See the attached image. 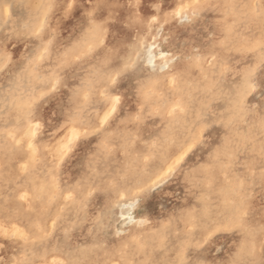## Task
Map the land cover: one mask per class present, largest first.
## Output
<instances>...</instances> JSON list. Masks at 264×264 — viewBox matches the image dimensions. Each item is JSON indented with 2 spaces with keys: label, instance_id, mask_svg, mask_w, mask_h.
Returning a JSON list of instances; mask_svg holds the SVG:
<instances>
[{
  "label": "snow or ice",
  "instance_id": "1",
  "mask_svg": "<svg viewBox=\"0 0 264 264\" xmlns=\"http://www.w3.org/2000/svg\"><path fill=\"white\" fill-rule=\"evenodd\" d=\"M5 7L6 5L0 4V8ZM48 7L51 8V5ZM184 7L183 4L179 5L177 11L172 14L182 15ZM223 7L228 11V15L222 17L224 39L221 44L228 42L227 47L232 48V41L240 34L241 29L247 28L249 38L239 41L236 51L241 52L242 56L250 54L252 61L246 62L245 67L238 72L240 87L230 96L231 107L222 124L223 135L215 143L209 160L202 166L199 174V178L209 187L218 174L223 175V183L228 186L230 193L225 201L226 211L223 213V219L210 222L205 218L203 211H187L184 217L185 228L183 235L179 236L178 244H169L167 233L163 234L159 241L152 243L146 241L142 235L129 234L111 248L119 257H129L118 259L115 264H264V103H261L257 111L246 102L247 98L257 91L264 101V0H229ZM73 8L77 9V15L84 13L82 19L86 28L81 27L82 35L73 46L70 57L68 54L58 55L56 67L60 71L49 76L46 90L41 89L39 94L30 90L31 83L40 79L37 64L43 61L45 54L48 53V48L43 46V50L28 61V66L32 70L28 72L27 85L22 84L20 78L10 80L9 88L5 91L0 104H3V111L10 118L23 121L28 130L26 139L22 142L11 132L8 133L14 145L19 146L23 143L27 146V153L21 156V159L27 158V163L21 166L27 170L38 158L32 141L43 127V123H48L47 118L41 114V108L46 103L45 97L53 99L58 89L67 88L65 95L68 96L69 103L62 106L66 107L67 111L61 110L60 113L63 124L57 125L60 138L54 145L53 167L63 163L69 154L75 155L74 149L78 142L87 141L89 136L96 135L101 144L94 157L89 159L92 172L86 189L95 188L99 184L102 186L101 190L108 193L109 200L112 194H115L116 203L104 204L100 213L91 222L89 239L84 240L83 245L70 243L65 239L62 246L50 248L46 244L50 236L46 224L36 228L28 223L23 226H18L19 222L0 223V237L10 241L11 245L23 253L20 259L0 258V264H38L35 257L41 250L44 255L40 257L39 264H49L48 255L53 257L51 264H107L106 261L95 260V253L107 252L109 245L113 243L109 236L113 223L119 224L116 217L117 214H121L120 209L122 207L135 209L139 206V200L135 196L129 197L132 200L130 204L127 201L123 205L120 203V200L124 199L122 192L127 190L129 175L134 170H143L141 168L143 166L150 172L149 180L156 176L146 188L137 185L144 193L143 198H147L165 177L177 171L188 153L203 148L211 138L208 130L214 122L206 119L199 121L191 130V135L177 138L179 134L177 125L185 119L186 107L172 98L178 84L176 76L171 73L170 83L165 80L163 84L143 85L137 89L139 98L136 102L141 104L142 108L135 116L129 115L125 118L128 124L139 128L145 114L148 117L157 115L161 117L166 127L172 129L167 142L174 145V148L163 164H149L155 153L153 141H145L146 146L141 147L132 135L126 133V128H121L115 120L109 123L114 116L117 120L120 119L116 114L118 111L120 113L124 111L126 92L120 90V84L139 71V68L135 67L136 61L133 56L139 57L141 53L137 51L124 58L117 44L109 48L104 44V39L109 29H113L114 34L123 31L120 26L124 24L125 13L128 15V23H131L134 16L137 22L145 24L146 29L153 25L158 28L160 21L166 22L168 15L163 12L161 0H127L124 3L121 0H83L81 4H76L75 0H72L65 6L66 15L71 14ZM141 13H144L143 17ZM47 15L45 12L44 19L31 30V34L39 40L45 38L42 33L47 28ZM117 43L123 46V40ZM139 47L137 42V49ZM143 55H146L148 63L155 67L152 49L145 46ZM159 55L170 56V62L176 60L171 53L162 52ZM92 61L95 63L90 70L86 64ZM5 69H8L5 75L12 72L7 62L0 66V71ZM67 80H78L79 84L69 87ZM95 106H99L102 119L93 122L87 117L89 109ZM250 112L251 117L248 115ZM242 152L246 157L243 164L245 172L243 178L234 177L233 183L228 176L232 175L233 166L238 162ZM120 154H123L121 166L112 169L111 164ZM154 168L158 170L153 171ZM257 186L262 194L259 220L252 214V197L249 195ZM81 198L83 201V197ZM19 199L28 202L29 197L24 193ZM67 199H73L71 192ZM136 214L143 216L144 209H140ZM52 226L55 228V221L52 222ZM226 231L234 233L236 237L229 256L225 258L210 256L214 237L217 233ZM116 235L120 233L117 231ZM3 248L4 244L0 243V249Z\"/></svg>",
  "mask_w": 264,
  "mask_h": 264
},
{
  "label": "rangeland",
  "instance_id": "2",
  "mask_svg": "<svg viewBox=\"0 0 264 264\" xmlns=\"http://www.w3.org/2000/svg\"><path fill=\"white\" fill-rule=\"evenodd\" d=\"M45 1L46 5L43 6L44 4L41 5L39 0H0V4L6 5L5 8H0V66L7 62L8 68L12 69L9 75H5L8 69L0 71V100L9 88L10 80L20 78L22 84L27 85L28 72L32 70L28 66V61L42 51L43 46L48 48V53L45 54V59L37 64L40 79L31 83L30 90L37 94L41 89L46 90L49 76L60 71L56 67L58 55L68 54L70 57L73 46L77 44L82 35L81 27L86 28L82 19L84 13L77 15L75 8L76 12L75 9H72L71 14L66 15L65 7L62 6H66L72 0H64V3L62 0ZM203 1L208 4L199 5L201 9H198V4ZM82 2L83 0H75L76 4ZM226 3H229V0H187L183 4L185 7L182 9V15H180V22L191 27L185 31L184 37L179 40L184 54L177 55L175 60L176 62L182 61L181 69L184 67L185 69L183 73L181 71L182 74H178L180 77L176 75L177 84L179 80H182L183 86L175 88L172 98L181 105L183 104L182 106H185L187 110L185 119L177 125L179 128L177 138L191 135V130L201 119L214 122L208 130L211 133V138L207 140L203 148L188 153L177 171L165 177L164 181L154 188L147 198H143L144 193L137 185L146 188L152 180L156 179V176H152L150 181L148 179L150 172L143 166H141L143 170H134L129 175L127 190L122 192L124 199L120 200V203L123 205L127 201L130 204L132 200L129 197L135 196L139 200V206L135 209L127 207L120 209L122 215L117 214L116 217L119 224L113 223L109 236V240L113 243L109 245L107 252H96L95 260L115 264L118 259H128L127 256L119 257L111 251V248L132 233L142 235L149 243L159 241L162 235L167 233L168 243L178 244L180 242L179 236L183 235L185 228L184 217L187 211H203L205 218L210 222L223 219V213L226 211L225 201L230 194L228 186L223 183V175L218 174L209 187L199 178V174L202 166H205L209 160L215 143L223 135L222 124L229 114L230 96L234 89L240 87L238 72L245 67L246 62H252L250 54L242 56L241 52L236 51L238 42L249 38L247 28L241 29L240 34L232 41V44L235 45L232 48L227 47L228 42H225L224 45L221 44L224 39L222 17L228 15V11L223 7ZM48 5H51V8ZM8 6L12 9V15L9 16ZM45 12L48 14L47 28L42 33L45 38L39 40L31 34V30L44 19ZM194 12L195 14H193ZM125 16L128 18L127 13ZM126 17H124V24L120 26L123 31L114 34L113 30L109 29L104 44L109 45V48H112L113 44H117L121 56L125 58L124 52L127 50L117 42L123 40L125 36L127 38L128 35L130 40L128 46L129 44L134 45L132 54L137 51L141 53L139 57L133 56L136 61L135 67L139 68V71L131 75L130 79L121 82L120 90L126 92L124 111L123 113L118 111L116 115L120 119L117 120L114 116L109 123L111 124L115 120V123L121 128H126V133L132 135L141 147L146 146L145 141H153L155 153L149 164H163L174 148V145L167 142L168 134L172 129L166 127L162 123L161 117L157 115L148 117L145 114L139 128L128 124L125 118L129 115L135 116L136 112L142 108V105L136 102L139 98L137 89L143 85L163 84L165 80L170 83L171 77L166 75L170 68L168 69L167 66L151 79L145 78L144 71L152 72L160 69L159 66L161 67L162 63L160 59V61L155 60L153 62L155 67H153L147 62V56L143 55L146 45L139 42L145 36V31L132 33V26L129 27L130 23L128 24ZM137 42L140 45L139 49H137ZM187 51L192 53L190 57ZM184 62L191 63L186 64ZM94 63L95 61L86 64V67L91 70ZM131 71L130 69V73ZM79 74L84 75V73ZM66 83L69 87H74L78 86L79 81L67 80ZM67 90V88L58 89L53 99L45 97L46 103L41 108V114L47 118L48 123L41 121L43 127L35 136V140L32 141L38 158L27 170L21 167L27 163V158L21 159V156H25L28 151L27 146L23 143L19 146L14 145L8 133L11 132L16 139L22 142L26 139L28 130L23 121L10 118L3 111V104H0V223L19 222L18 226L28 223L36 228L46 224L50 233L46 244L50 248L57 245L62 246L65 239H68L70 243L83 245V241L89 239V231L92 228L91 222L100 213L104 204L116 203L115 194L113 193L109 200L108 193L102 191V186L99 184L95 188L87 187L86 189L89 183V175L92 172L89 159L94 157L101 144L96 135L89 136L87 141L78 142L76 149H74L75 155L69 154L63 163L53 167L54 145L56 140L60 138L57 125L63 124L60 113L61 110L67 111V108H62V106L69 103V98L65 95ZM246 102L257 111L261 103H264L258 91L250 95ZM248 115L251 117L252 113L250 112ZM87 118L93 122L102 119L99 106L90 108ZM121 121L124 123L122 124ZM122 160L123 154L118 155L111 164V168H119ZM245 162L246 157L242 152L238 162L233 166L232 175L228 176V179L233 180V183L234 177L243 178L245 172L243 164ZM152 170L157 171L158 169ZM70 192L73 197L71 200L67 199ZM136 192L138 196H136ZM24 193H27L29 197L28 202L19 199V196ZM249 195L252 197V214L256 220H259L262 203L259 187L257 186L255 191L250 192ZM81 197H83V201ZM140 209H144L143 216L136 214ZM136 217H142L141 221L143 219L144 223L130 224L132 219ZM53 221L56 222L55 228L52 226ZM128 224L132 229L125 234L120 233V230ZM117 231L120 235H116ZM235 242L234 233L227 231L217 233L212 245L213 251L209 255L218 258L228 257ZM0 243L4 244V248L0 249V258L3 260L20 259L23 256V253L11 245L10 241H5L0 237ZM43 255L44 252L41 250L35 257L38 264ZM47 259L51 264L53 257L48 255Z\"/></svg>",
  "mask_w": 264,
  "mask_h": 264
},
{
  "label": "bare ground",
  "instance_id": "3",
  "mask_svg": "<svg viewBox=\"0 0 264 264\" xmlns=\"http://www.w3.org/2000/svg\"><path fill=\"white\" fill-rule=\"evenodd\" d=\"M63 3H64V0H62ZM187 0H161L162 4H163V12L165 13H168L167 17H166V22L165 21H160V25L159 27L157 28L155 25L151 26L150 28L146 29L145 28V24L143 22H137L135 19H132L131 21V25L129 24V27L132 26V33L134 31H137V33L141 32V31H145V36L142 38L140 42V44H145L146 46H148V48H151L152 49V55H153V62L155 60H161V67L159 66L160 69H157L155 71H149V70H146L144 71V75H145V78L146 79H151L153 76H155L159 71H161V69L163 68H166L168 66V69L170 68V71L166 73V75L168 74H173V75H180L181 71L183 73L184 69H181V66H182V61H175V62H170L171 60V57L168 56V55H164L163 57H161V55H159L160 53L162 52H167V53H171L172 56H181V54L183 55L184 53H182L184 50L182 49V45L179 43V40L182 39L184 37V33L186 30H188L191 26L190 25H187V24H182L180 22V18L181 16L180 15H173L172 13H175L177 11V8L179 5L181 4H184V2H186ZM39 2L41 3V5L45 6V0H39ZM122 3L126 2V0H121ZM10 3V2H9ZM69 3V2H68ZM204 4H208L206 3V1L204 2H201L198 4L197 8L199 9L200 6H203ZM220 4V3H219ZM200 5V6H199ZM205 5V6H206ZM170 6V7H169ZM204 6V7H205ZM9 7V6H8ZM62 7H65V6H62ZM61 7V8H62ZM216 8V7H215ZM64 9V8H63ZM75 9V8H73ZM201 9V8H200ZM8 16L9 15H12V9L11 7L8 8ZM62 11V10H61ZM199 11V10H198ZM75 12H76V9H75ZM185 12V11H184ZM64 13V12H63ZM77 13V12H76ZM54 14V13H53ZM62 14V13H61ZM126 14V13H125ZM195 14V12L193 13ZM142 17L144 15V13H141L140 14ZM126 17V16H125ZM134 18V17H133ZM125 19H128L127 17ZM128 21V20H127ZM217 21V20H216ZM215 21V22H216ZM220 21V20H219ZM72 22V21H71ZM218 22V21H217ZM130 28V29H131ZM207 28V27H206ZM222 29V28H221ZM73 30V29H72ZM113 30V29H112ZM129 30V29H128ZM129 33H130V30H129ZM135 33V32H134ZM111 35V34H110ZM141 35V34H140ZM143 35V34H142ZM220 35V34H219ZM195 36V35H194ZM149 37H151V39H149ZM125 38V39H124ZM106 40V39H105ZM129 37L127 35V38L126 36L123 37V48H125V58L128 54H132V49L134 48L133 46L134 45H131L129 44L128 46V43H129ZM197 44V43H196ZM214 45V44H213ZM224 45V44H223ZM109 46V45H107ZM154 46V47H153ZM235 46V45H233ZM122 48V49H123ZM215 50H217L215 48ZM220 51V50H218ZM186 53V52H185ZM200 53V52H199ZM216 53V52H215ZM187 54L188 56L190 57L192 55V53L188 52L187 51ZM185 56V55H184ZM183 56V57H184ZM188 57V58H189ZM237 58V57H236ZM134 59V58H133ZM147 59V57H146ZM159 60V61H160ZM180 60H182V58H180ZM194 60V59H193ZM195 61V60H194ZM198 61H199V58H198ZM148 62V60H147ZM200 62V61H199ZM186 63V62H184ZM187 63H191V62H187ZM186 63V64H187ZM196 63V62H195ZM151 65V64H150ZM236 65V64H235ZM149 66V65H148ZM237 67V66H236ZM236 69V68H235ZM144 70V69H143ZM201 70V69H200ZM30 71V70H29ZM223 72V71H222ZM181 73V74H182ZM196 73V72H195ZM178 75V76H179ZM170 76V75H169ZM220 76V75H219ZM165 77V76H164ZM171 77V76H170ZM177 77V76H176ZM180 77V76H179ZM157 81H158V78H157ZM155 83V82H154ZM153 83V84H154ZM156 84V83H155ZM189 85V84H188ZM181 86H183V83H182V80H179L178 82V86L177 88H180ZM176 88V89H177ZM180 90V89H178ZM235 90V89H234ZM180 96V95H179ZM228 97V96H227ZM189 98V97H188ZM195 99V98H194ZM193 99V100H194ZM183 105V104H182ZM187 111V110H186ZM118 113V112H117ZM166 138V137H165ZM168 149V148H167ZM171 150V148H170ZM24 162V161H23ZM138 171V170H137ZM192 173V172H191ZM196 175V174H195ZM151 181V180H150ZM149 181V182H150ZM198 181V180H197ZM131 190V189H130ZM133 190V189H132ZM131 190V191H132ZM130 191V192H131ZM129 192V191H128ZM140 193V191H139ZM137 194V192L135 193ZM141 194V193H140ZM138 196V194L136 195ZM109 201V200H108ZM189 210V209H188ZM129 213V212H128ZM141 218L142 217H136L134 219H132V221L130 222V224H141ZM131 219V218H130ZM143 220V219H142ZM130 224L126 225L125 227H123L121 230H120V233H124L129 231L130 229H132V227L130 226ZM141 233V232H140ZM160 233V232H159ZM158 233V234H159ZM178 233V232H177ZM109 258V257H108ZM113 258V257H112ZM110 260V259H109ZM108 260V262H109Z\"/></svg>",
  "mask_w": 264,
  "mask_h": 264
}]
</instances>
